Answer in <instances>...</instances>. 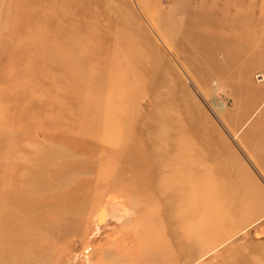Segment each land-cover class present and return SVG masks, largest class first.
<instances>
[{"label": "rangeland", "instance_id": "obj_1", "mask_svg": "<svg viewBox=\"0 0 264 264\" xmlns=\"http://www.w3.org/2000/svg\"><path fill=\"white\" fill-rule=\"evenodd\" d=\"M71 36L89 54L82 71L55 66L66 59L57 39ZM96 36L122 42L121 69L113 52H92ZM258 72L264 0H0V264H264ZM79 74L82 83L65 86ZM122 118L136 119L133 142L165 148L179 138L185 159L197 158V213L155 216L180 200L165 188L179 170L158 166L142 188L113 149L122 128L90 136ZM134 229L144 246L133 253ZM213 231L220 244L205 254Z\"/></svg>", "mask_w": 264, "mask_h": 264}, {"label": "bare ground", "instance_id": "obj_2", "mask_svg": "<svg viewBox=\"0 0 264 264\" xmlns=\"http://www.w3.org/2000/svg\"><path fill=\"white\" fill-rule=\"evenodd\" d=\"M239 16L236 15V18H240ZM98 33L99 32H97V34ZM94 39H96L97 41L99 40L98 41L99 44L95 43L94 47L92 48L93 49L92 52L95 55H98V54L102 55L104 53H107L108 51L113 52L114 56H115V60L113 59L114 62H113V68L112 69L115 72L118 71L119 69H121V67L123 66V62L118 60L117 57H119V56L122 57V54L124 52V50L122 48V42L117 38L113 42H111V45L102 46V44L104 42L101 43V39H99L97 36L94 37ZM87 41L90 42L91 39H87ZM57 42L59 43V45H62L61 48L58 46L55 48L56 52L58 53V56L59 57L65 56L66 59H65V62H62V61H60V59L59 60L57 59V61L55 62L56 67H58V68L64 67V68L68 69L70 66L73 65L74 67L80 69V66H82L83 64H85L87 62V59L89 57L88 53H86V54H83V53L78 54L77 53L80 50L79 47H80V43L82 42V41H80L79 38H75L73 36L66 37V38L64 37L61 39H57ZM94 42H96V41L94 40ZM173 60H174V58H173ZM81 78L82 77L80 76V74H79V76H76V77L75 76H69L68 78H66L67 80L63 81V82H64L66 87L67 86H73L74 84L82 83V81H84V80ZM97 88L101 89V86H97ZM72 97L73 96H71V98ZM134 121H136L135 118H134ZM134 121L130 122L129 120L122 118V119H119L118 121H115V122H113L112 120L111 121H105L101 125H98V123H97L96 125H93V127H92L93 131L91 130L92 133L90 136L91 137L97 136L95 134V132L97 131L98 126H99V128L101 127L104 131L108 128L110 130L115 129L116 126H118L119 128H122L123 139H122V141L117 142L116 144H118V145H116V147L113 149H115V152H117L119 154L120 158L118 159V163H126L128 166L127 169L130 170L131 172H134L135 176L137 175L138 178H140V181L142 182L141 183L142 188L147 186V185L152 184L153 179L156 175L155 173L157 172L158 166H163V167H161V169L157 172V174L161 173L163 175H165L171 171V169H172V168H170L171 165L173 167L175 166L179 170V174L177 175V178L174 180V182L170 183L169 186H165V188L168 187V189H171L173 191V192H171V194L174 192L178 193L180 200H178V203L176 202L175 204H170V203L168 204L167 203V204L163 205L159 210L154 212V215L158 216V217H167L169 219H177V220H179L180 218L193 216L194 213L196 212V210L198 211V208L200 207L199 206L200 200H198V198H199L198 195H200L199 194L200 193L199 192V188H200L199 183H200V179H202L201 178L202 174H201V170H200V164H199L197 158L194 157V155H193V158H191V160L187 161V159H185V157L189 156V155H186L187 151L184 147L185 145L182 144L183 142L180 143L181 140L179 138L176 139L171 144L168 143L165 146V148L164 147L155 148L152 146L148 148V146H149L148 143H150V142H148L146 144L145 143L139 144V143L133 142V139H134L133 137L135 136V133L137 132V129L139 128L138 126L137 127L135 126L136 123ZM59 139H60V137H59ZM70 147H71V149H74V146H70ZM104 150L107 151V149H105V148H104ZM172 152H174L175 154L177 153V155H175L177 157L172 158V160H171L169 156H171L170 153H172ZM60 155L62 156L61 153L58 154V156H60ZM201 160H203V159H201ZM203 171H205V170H203ZM206 172H209V171L206 170ZM60 176H61V174L58 172V170H56V168L53 169L52 177L54 179H57V178L59 179ZM73 176H75V175H73ZM152 176H153V178H152ZM208 176L209 175H207V177ZM225 177H226V175H225ZM120 179L115 177V178H113L112 183L114 185H118V183L121 181ZM72 180H73V177H72ZM211 183L212 182H210L209 184H211ZM209 184H208V186H209ZM74 190H76V187H74L72 189V191H74ZM219 192H221V191H219ZM190 194H191V196H190ZM72 195H73V192H71V194H69V195L67 194V196H72ZM75 198L78 199L77 196H75ZM82 198L85 201L84 195H82ZM216 200H218V199H216ZM214 206H215V204H214ZM110 207H111V204L110 205H104V206H102V208H100L97 211L96 217L98 219L97 220L98 223H104L108 217L110 218V216L112 215V210L110 209ZM192 223H194V222H192ZM224 223H225V221H224ZM188 226H187V228H188ZM192 226H191V228H192ZM253 227H254V225H253ZM133 233L134 234L132 235V239H130V243L125 244L126 245L125 248L127 249V251L129 250V251L134 253L136 250H139L141 247H143L144 244L139 241V239L137 237L138 234H137L136 229L133 230ZM219 233H221V232H219ZM219 233L213 231L210 234L211 237H209V239L211 238V241L213 242V244H211V246L207 250H205V254H207V253L209 254L213 251L214 246H215V244H214L215 241L219 242V239L221 236V234H219ZM131 234L132 233L130 232L129 235H131ZM196 235H197L196 237H198L199 234H196ZM199 237H200L199 239H201V236H199ZM246 240H247V238H246ZM211 241H209V242H211ZM194 243H197V240L194 241ZM219 244H220V242H219ZM209 245H210V243H209ZM201 248H199V249H201ZM203 248H205V247H203ZM199 249H197V250L199 251ZM201 258H202V256H199L197 258V260H200Z\"/></svg>", "mask_w": 264, "mask_h": 264}, {"label": "built area", "instance_id": "obj_3", "mask_svg": "<svg viewBox=\"0 0 264 264\" xmlns=\"http://www.w3.org/2000/svg\"><path fill=\"white\" fill-rule=\"evenodd\" d=\"M256 77L259 78V79L264 80V72H258V73L256 74Z\"/></svg>", "mask_w": 264, "mask_h": 264}]
</instances>
